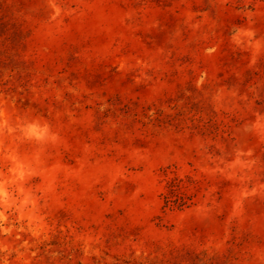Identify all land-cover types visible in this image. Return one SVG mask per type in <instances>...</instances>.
Instances as JSON below:
<instances>
[{"label": "rangeland", "instance_id": "374dc122", "mask_svg": "<svg viewBox=\"0 0 264 264\" xmlns=\"http://www.w3.org/2000/svg\"><path fill=\"white\" fill-rule=\"evenodd\" d=\"M0 264H264V0H0Z\"/></svg>", "mask_w": 264, "mask_h": 264}]
</instances>
